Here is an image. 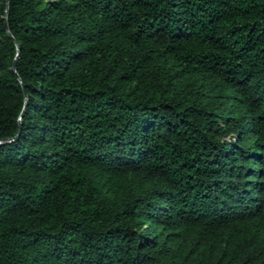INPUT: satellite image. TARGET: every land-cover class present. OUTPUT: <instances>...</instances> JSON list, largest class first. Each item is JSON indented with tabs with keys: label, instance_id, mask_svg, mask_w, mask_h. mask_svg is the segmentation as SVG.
<instances>
[{
	"label": "trees",
	"instance_id": "obj_1",
	"mask_svg": "<svg viewBox=\"0 0 264 264\" xmlns=\"http://www.w3.org/2000/svg\"><path fill=\"white\" fill-rule=\"evenodd\" d=\"M0 264H264V0H0Z\"/></svg>",
	"mask_w": 264,
	"mask_h": 264
},
{
	"label": "water",
	"instance_id": "obj_2",
	"mask_svg": "<svg viewBox=\"0 0 264 264\" xmlns=\"http://www.w3.org/2000/svg\"><path fill=\"white\" fill-rule=\"evenodd\" d=\"M8 34H9V31H8ZM15 67V63H13V68Z\"/></svg>",
	"mask_w": 264,
	"mask_h": 264
}]
</instances>
